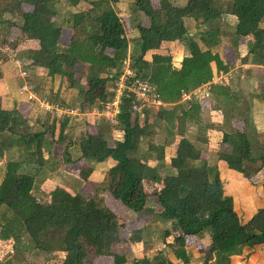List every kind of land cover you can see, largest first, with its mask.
Returning a JSON list of instances; mask_svg holds the SVG:
<instances>
[{"label":"trees","instance_id":"16d2710c","mask_svg":"<svg viewBox=\"0 0 264 264\" xmlns=\"http://www.w3.org/2000/svg\"><path fill=\"white\" fill-rule=\"evenodd\" d=\"M54 1L10 0L0 9V25L10 23V37L28 43L18 50L21 60L41 66L49 76H61L66 88L78 87L83 103L90 108L110 99L109 75L119 73L123 63L129 60L136 74L154 85L163 102L172 105L169 110L161 108L154 116L157 121L169 122L175 130L169 131L173 138L162 144L150 143L143 153L142 142L153 135L157 121L151 120L153 115L145 108L132 110L131 94L123 98L118 116L123 130L121 140L110 144V136L103 130H87L78 139V161L84 164L80 177L86 180L92 172L88 163L111 160L113 165L105 173L101 190L131 212L147 211L158 220L173 224L178 234L172 242L163 240V243L172 244L174 257L181 264L191 261L187 250L189 237L204 234L208 237V249L199 250L204 255L202 264H232L243 253L247 257L251 251L263 247L264 180L261 182L263 206L243 223L218 167L208 164L202 158V149L185 135L188 120L199 129L213 127L205 112H201L199 100L187 102L180 114L176 113V105L182 102L184 94L197 97L194 91L210 83L214 101L227 107L225 121L242 122L241 128L220 129L222 142L230 145L232 152H220L218 158L246 178L264 168V142L248 113L250 105L243 100L242 92L236 90L231 78L225 77L228 83L223 79L213 83L211 67L214 62L217 75L228 73L239 59L241 38L246 39L247 49L242 62L264 63V0H230L227 7L220 0H187L183 6L169 0H157V3L132 0V13L148 18L146 23L136 26V51L132 52H129L125 19L115 8L121 0H69L72 6L80 1H86L88 6L70 13L66 24L72 33L66 43L63 26L53 20L58 15ZM24 5L29 9L24 10ZM226 9L236 21L230 46L233 59L226 56L223 61L218 53L222 34L216 23ZM13 11L19 13V21L8 16ZM187 18L190 22L186 23ZM191 22L195 33L188 26ZM176 42L186 49L177 65L173 54L163 50ZM79 65L85 71V88L75 79ZM253 97L264 99V83L257 86ZM55 121L52 118L45 129L35 131L22 112L7 109L0 103V164L5 163L0 182V211L3 207L6 209L2 212L0 239L12 238L15 243H21L23 232L33 248L44 253L55 249L44 244H61L63 257L59 264H126L125 255L111 250L113 244L122 241L120 230L124 223L108 205L97 197L72 193L59 185L48 192L47 200L32 192L37 175L46 163L44 151L55 135ZM66 127V120L59 122L58 141L63 140ZM176 136L175 153L165 162V148ZM12 148L16 149L17 156L8 159ZM165 166L172 172L161 175L160 168ZM147 183L160 185L152 195L159 210L148 207L151 196L146 191ZM171 235L166 230L163 237ZM131 264L176 263L161 249L153 258L134 257Z\"/></svg>","mask_w":264,"mask_h":264},{"label":"rangeland","instance_id":"374dc122","mask_svg":"<svg viewBox=\"0 0 264 264\" xmlns=\"http://www.w3.org/2000/svg\"><path fill=\"white\" fill-rule=\"evenodd\" d=\"M124 1V0H121ZM120 1V2H121ZM173 4H182L184 0H169ZM222 4L227 7L229 4L230 0H220ZM10 0H0V9L4 8ZM119 2V3H120ZM130 0H125L124 4H117L115 6L116 11L120 16H122L125 20V29H126V34L127 37L129 38V52L136 51L135 50V45L137 43V40L135 38L137 34V29L136 26L138 23H146L148 21V18L144 15H138L136 12L132 13L131 11V5ZM155 3H157V0H154ZM53 6L57 9L58 15L53 18L55 23L60 24L63 26V32H64V37H63V42L66 43L71 36L72 29L67 23V20L70 16V13L75 12L80 9H85L88 5L86 1H80L78 5L72 6L69 3V0H55L53 2ZM183 6V5H182ZM24 10L29 9L28 6L24 5L23 6ZM16 10V9H14ZM12 20L14 21H19V13L17 11H13L8 15ZM233 23L234 19L232 17V14L228 9H226V13H224V16L217 21L216 25H218L221 29V34L223 35L221 46H224L225 52L228 53V57L232 60L233 56L230 53V46H231V40H232V35H233ZM1 26V25H0ZM4 26L11 27L10 23L5 22ZM189 28L190 31L195 33V26L193 25V22L191 24L189 23ZM5 30V29H4ZM11 31V30H10ZM11 35V33H10ZM10 35L5 39L3 38V41L5 43H9L7 45V48L9 50L13 49V46L19 45V41L17 39L11 38ZM2 38L0 37V40ZM13 39V40H12ZM17 40V41H15ZM20 40V39H19ZM15 50V48L13 49ZM163 50L167 52H171L173 54V62L176 65V62L180 60L182 54H186V49L181 43H175L171 45V47H163ZM109 53H112L110 49H108ZM130 58V57H129ZM129 60L125 61L123 63V66L128 63ZM235 63L233 66H231V70L234 69ZM237 66V65H236ZM247 71V70H246ZM76 77L75 79L78 82V85L81 86L82 88L86 87V80H85V71L82 66H78L76 70ZM237 76V75H236ZM259 76H252L251 80H247L246 78L242 79L241 77H237V80H244V82H257V79ZM259 80V79H258ZM63 82H66L63 80ZM218 82V81H217ZM238 82V81H237ZM216 83V82H215ZM76 90H79L78 87H75ZM46 96L47 99H52L55 102L56 101L55 96L53 94H49ZM73 96L71 104L63 103L62 104H67L70 106H80V98H78L77 101L74 100V96L76 95V91H72ZM185 95V94H184ZM183 95V96H184ZM79 97H82V95H79ZM201 96V94H200ZM211 97V102L208 101L207 99H204L202 101V106L201 107V112H205V114L208 115V112L210 111V106L214 105V108L216 109V105L220 106V110L216 109V111L220 114V123L218 124V119H214L212 121V128L211 129H221L224 127L225 129H231L232 126H236L237 128L242 127V122L240 121H233V122H226L227 117H225V113L228 112L226 105H223L222 103H216L214 99ZM193 100H199L196 97L193 98H188L186 100H181L182 102L178 103L176 105V113L180 114L182 111L183 106L187 104V102H193ZM243 100L247 102V104L250 105V110H249V115L252 116L253 110H252V102H253V97L252 93L249 91L245 90L243 93ZM213 102V103H212ZM216 103V104H215ZM86 107V106H85ZM172 105H165L162 107V109H170ZM92 108V107H91ZM85 109V108H84ZM43 110V109H42ZM141 110V109H140ZM151 115V120L157 121L154 115L157 114L158 110H161V108H151L147 109ZM45 110H43L44 112ZM223 112V114H222ZM49 113V112H48ZM51 114V113H49ZM52 115V114H51ZM215 117H217L215 115ZM253 118V117H252ZM207 119V118H206ZM92 120L95 121V123L99 126H110L107 122H105L104 119H99L92 115ZM208 120V119H207ZM30 124V122L28 121ZM89 124V123H88ZM234 124V125H233ZM87 126V124H86ZM119 126V125H118ZM121 128V126H119ZM94 129V128H93ZM210 129V128H209ZM213 130V131H217ZM95 131V130H94ZM175 131L172 126L169 124L168 121L164 119H158L156 123H154L153 126V135L150 137H147L143 140L142 142V152L147 151V146L150 143H157V144H162L166 140L170 139L172 136H170V132ZM211 131V132H213ZM207 129H199L196 124H194L193 121L188 120L186 121L185 124V135L186 137L192 141L194 144L203 147L204 151L206 150V146L209 143L208 141H213V142H219V138L213 135H206ZM84 135V134H83ZM210 139H208V138ZM173 138V137H172ZM178 136L174 137L173 145L174 142L177 140ZM261 141H263L262 137H260ZM206 140V141H205ZM70 144V143H69ZM172 144V143H171ZM170 147V146H169ZM222 149V150H221ZM227 149H225V146L220 147V152H227ZM10 151V152H9ZM8 154H14L16 151L15 148L9 149ZM169 151V148L168 150ZM9 154V155H10ZM155 155V153L153 154ZM218 156V154H217ZM9 156H7L8 158ZM213 158H216L213 156ZM9 159V158H8ZM68 161V160H67ZM49 164V163H48ZM197 165L199 163H196ZM94 163H88L87 166H90L92 169H94ZM196 165V167H197ZM47 167H50V171H55L58 172L59 175L64 176V180L62 184L64 187H67L71 189L73 192H79L82 193L85 197H97L99 200H101L103 203L108 205L117 215L118 218L123 221L124 227L120 230V239L122 240L119 243H115L112 245V252L116 254H121L125 255L126 258V264H131V260L134 257H143L147 256L149 258H153L158 254V250H164V254L171 259L174 263L176 264H181L179 260H177L174 257L173 254V248L172 244L166 245L163 243V240H166L167 242H172V238L174 235L178 234V231L176 230L175 226L171 224L170 222H165L162 220H158L155 216H153L150 212H131L128 210L124 205H122L119 201L114 200L111 198L108 193L103 190H101L103 187L100 186V184L103 182H87V181H82V178L80 176V171L84 167V164L82 166L77 165L75 163H70L64 165V163L60 161H50V166L48 165ZM75 169L76 173L73 172ZM80 170V171H79ZM5 171V163L0 164V182L3 178V174ZM172 172L171 168L168 166L161 167L160 168V173L161 175H165L167 173ZM65 174V175H64ZM49 175V170L46 168V163L45 166L40 170L39 174L37 175L34 187L32 189L33 194L38 196L39 194L43 193L44 188L42 187L44 181ZM52 175V174H51ZM259 178L256 175L251 176L250 178H245L248 181H252L255 187L258 186V179L262 178L264 176V171L262 173H259ZM100 176V174H97V178ZM101 178V177H100ZM225 179V178H224ZM223 179V181H224ZM104 180V179H103ZM242 181V180H241ZM100 182V183H99ZM226 187L229 186L227 182H225ZM146 191L147 193L151 196L150 201L148 202V207L151 209L159 210V206L155 202L154 192H156L159 188L158 183H147L146 185ZM235 188H237L239 195H241V190L244 188V184H237L235 185ZM258 190V189H257ZM261 192V189H260ZM262 194L259 193L258 196ZM262 196V195H261ZM6 209L4 207L0 211V222L2 221V212H5ZM241 215V220L244 217L242 214ZM245 223V222H243ZM169 230L172 232L171 236L168 237H163L164 236V231ZM23 234L25 233H20V241L21 243H15L12 238L9 239H0V264H42L45 261L52 262V264H59L60 260L63 257V252L60 251L62 245L61 244H44L46 246H50L52 248H55L53 251L49 253H44L41 251H38L37 249L33 248L32 244H28L25 242L26 237H22ZM28 237V235H27ZM208 237L204 234L202 237H189L188 242H187V250L191 253V261L189 264H202V261L204 259V255L199 251L201 247L204 249H208ZM202 249V250H204ZM264 250V249H263ZM262 251V250H261ZM246 253H243L241 256L236 257L232 264H256V257H257V252H252L251 258L250 256H247L246 258ZM109 262V261H108ZM101 264H103L101 262Z\"/></svg>","mask_w":264,"mask_h":264},{"label":"crops","instance_id":"0c3cea01","mask_svg":"<svg viewBox=\"0 0 264 264\" xmlns=\"http://www.w3.org/2000/svg\"><path fill=\"white\" fill-rule=\"evenodd\" d=\"M125 1V0H124ZM124 1H121L119 4H124ZM130 4L132 5V0H130ZM187 0H184L182 4H175V5H185ZM138 15H142L141 13H137ZM224 16V15H223ZM222 16V17H223ZM234 19L233 26L235 24V16L232 15ZM190 22L188 18L186 19V23ZM5 29V30H4ZM10 27H5L4 24L0 26V103L3 107L7 109L16 108L20 112L24 114L26 119L30 122V125L33 127L35 131L43 130L48 125L52 118L56 119V130L54 137L49 141L45 151H44V158L46 159V168L49 170V175L44 181L42 187L45 191L39 194L38 197L42 200H47L48 192L55 186L59 185L66 190L74 193L71 189L64 187L62 184L64 176L58 174V172L50 171V161H60L66 164L75 163L77 165L82 166V161H78L80 156L79 146H78V139L87 131V130H103L106 132L107 135L110 136L109 143L112 144L114 140H121L123 138V130L119 128V126L111 127V126H99L98 123L96 124L95 121L92 120V111L93 107L90 108L87 104L83 103V97H79L81 93L76 90L75 87L66 88V83L63 82L61 76L54 75L49 76L47 71L44 70L41 66H32L29 61L21 60L18 50L28 46V43H19L18 46H13V49L9 50L7 45L9 43H5L3 38H7L10 35ZM138 33L136 34L135 38L137 37ZM223 38V35L221 36ZM177 43V42H176ZM175 44V43H174ZM246 39L241 38L239 45H238V53L239 59L235 61V68L230 70L226 74L217 75L216 72V64L214 62L211 63V67L213 69L214 77L213 83L224 80L226 83L227 79L225 77L231 78L234 80V84L237 87V91L240 90L242 94L245 90L249 91L253 94L257 89V86L260 83H264V63L261 64H254L250 61L247 63L242 62L241 58L246 55ZM218 53L223 61L226 60V56L228 57V53L225 52L224 46H221L218 49ZM112 54V53H110ZM183 56L185 54H182ZM181 56V58L183 57ZM180 58V59H181ZM176 62V65L179 63ZM237 65V66H236ZM24 70L27 72V76L25 78L19 75V72ZM247 70V71H246ZM237 75V76H236ZM252 76H259V80L257 82H244V80H237V77H241L242 79L246 78L247 80H251ZM248 80V81H249ZM238 81V82H237ZM27 83L29 87L33 90L35 97L37 99H47L46 96L49 94H53L55 96L54 99L59 102H65L67 104H71L72 100V91H76V95L74 96V100L77 101L80 98V106H74L80 111V115L73 120L67 118H57L54 115L49 114L47 111H44L35 103L28 101L26 98V93L20 90V87ZM194 93L197 95L196 98L199 99L200 107L202 106V101L208 98V101L211 102V95H210V83L204 84L199 89L195 90ZM201 94V96H200ZM190 98V93L185 94L182 98L186 100ZM211 99V100H210ZM52 100V99H50ZM53 101V100H52ZM55 102V101H54ZM213 103V102H212ZM86 106V107H85ZM85 108V109H84ZM210 111L208 115L206 114L210 123L215 119H218V124L220 123V114L216 111L213 106H210ZM252 110H253V121L256 126L258 133H260V137H262L264 142V99H256L253 97L252 102ZM215 115L217 117H215ZM64 120L67 121V127L65 128L62 137V141H58V124L59 122H63ZM89 123V124H88ZM87 124V126H86ZM94 128V129H93ZM217 129H207L206 135H213L219 138V142L208 141L209 143L206 146V150L204 151L203 147L199 146L202 149V158L207 161L210 165H216L219 169L220 176L224 179L225 182L229 184L228 192L234 198V207L241 218L242 214L244 217L242 218V222H247L250 217L257 211L258 208L263 206V195L259 193L262 192L261 182L264 180V176L258 179V186L255 187L252 181H248L241 173L230 169L227 167L226 163L219 159L217 154L220 151V147L225 146L227 152H232V147L226 143L222 142V131ZM213 131V132H211ZM208 138V137H207ZM210 139V138H208ZM206 141V140H205ZM70 143V144H69ZM170 146V147H169ZM165 148V162L169 160L171 156L175 153V142ZM198 146V145H197ZM169 148V151H167ZM222 150V149H221ZM10 152V151H9ZM10 154V153H9ZM8 158L15 159L17 156V152L15 151L14 154H10ZM215 156L216 158H213ZM68 160V161H67ZM49 163V164H48ZM94 169L88 176L86 180L87 182H102L106 171L113 165L111 160H106L103 162L94 163ZM74 169V168H73ZM80 171V170H79ZM264 168H262L256 176L259 178V173H262ZM73 172L77 175L79 173ZM52 174V175H51ZM97 174L100 176L97 178ZM4 175V174H3ZM65 175V174H64ZM80 177V176H79ZM101 177V178H100ZM242 180V181H241ZM95 182V183H96ZM99 182V183H100ZM241 183L244 184L243 190H241V195H239L237 188L235 185ZM258 189V190H257ZM261 189V192H260ZM262 195V196H261ZM22 237H26L25 242L31 244L28 240V237L24 234ZM264 246L258 247L255 250L251 251L248 256L251 258L252 252H257L256 257V264H264ZM262 250V251H261ZM246 258V257H245Z\"/></svg>","mask_w":264,"mask_h":264},{"label":"built area","instance_id":"2783aa9c","mask_svg":"<svg viewBox=\"0 0 264 264\" xmlns=\"http://www.w3.org/2000/svg\"><path fill=\"white\" fill-rule=\"evenodd\" d=\"M19 75L23 78L27 72L21 70ZM111 82L109 85L110 99L100 106L93 107L91 115L99 119H104L111 127L119 125L118 116L123 98L128 95L133 96V111L140 109L162 108L166 105L160 98L154 85L148 80L140 78L134 69L126 63L119 73L112 72L109 75ZM26 93L28 101L35 102L41 109L51 113L57 118L76 119L81 113L74 107L61 102H54L49 99H37L31 87L27 83L20 87ZM159 111V110H158Z\"/></svg>","mask_w":264,"mask_h":264}]
</instances>
